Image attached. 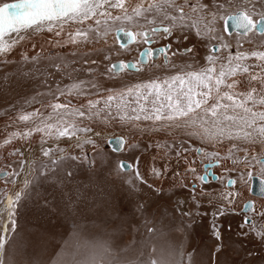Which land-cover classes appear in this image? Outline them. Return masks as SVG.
I'll return each mask as SVG.
<instances>
[{
  "label": "snow or ice",
  "instance_id": "1",
  "mask_svg": "<svg viewBox=\"0 0 264 264\" xmlns=\"http://www.w3.org/2000/svg\"><path fill=\"white\" fill-rule=\"evenodd\" d=\"M225 3L235 9L226 19L221 15ZM218 19L225 20L226 30L234 27L241 35L256 32L264 37V0H225L224 3L220 0H137L134 6H130V0H16L0 5V69H15L10 75L0 71V92L6 90L5 82L20 85L37 74L47 88L46 93L38 92L31 100H24L29 106L40 104V107L27 111L12 105V113H4L11 126L17 127L6 133L0 143L6 157L14 158L6 159V171L0 169L7 181V186L0 190L3 197L0 204L4 205L7 217L0 234V264H185V256L187 264H237L233 253L238 256L239 252L228 243L233 234L231 225L225 229L223 224L210 223L212 244L206 256L192 249L178 253V259L172 254H163L157 260L151 256V250L136 240L135 234L140 233L141 227L149 234L155 231L145 215L149 211L146 205L137 203L132 218H126L123 211L124 199L142 192L143 187L155 193L159 200L167 199L170 203L171 196L166 197L157 182L171 174L172 189L189 190L187 198L175 202L171 208L173 213L185 217L196 215L188 209L187 201L191 199L198 206L199 197H204L215 207L212 215L219 221L238 214L235 204L239 192L210 187L198 189L196 181L205 182L213 168L223 167L228 162L233 168L238 164L258 165L264 175V158H257L249 154L247 147H241V144L264 147V50L232 53L231 44L225 43L224 36L215 27ZM74 25L75 31L65 32L66 26L71 29ZM113 27L123 33L126 43L135 41L145 45L137 61L140 67L136 63L118 62L98 74L96 68L118 53L109 49L101 59L89 58L90 53L96 51L95 47L84 52L82 59L71 62L45 56L47 63L44 64L40 56L26 53L17 61L12 60L14 50L30 38L31 32L47 31L56 37L67 35L66 43L78 48L101 41L106 43ZM126 27L129 30L126 31ZM190 35L207 47L206 65L196 68L187 64L168 78L151 79L119 92L107 89L104 90L106 95H100L102 89L97 75L113 79L117 69L143 72V58L156 55V49L150 47L153 43L167 41L159 49L166 64L170 63V57L181 53L195 57V46L173 49V43L182 44ZM57 45L64 46L60 41L55 42L54 46ZM222 50H227L228 54L218 55ZM72 56L81 54L74 51ZM249 59L259 63L248 64ZM172 67H176L174 63ZM80 72L88 78L73 80V74ZM57 76L61 80L68 77L72 82L62 84L56 80ZM141 121H149L151 126L142 128L138 123ZM112 122L139 131H163L178 138L156 145L163 149V162L160 167L153 163L146 170L155 178L153 182L141 173L140 157L113 165L100 151L93 137L101 138L102 133L96 131L94 125ZM35 134L41 137L36 159H29L21 147L8 151V146L20 141H24L26 147ZM49 140L72 141L69 148L76 152L73 154L59 144L55 148L44 147ZM193 141L212 149L225 141L230 146L223 154L197 148L189 160V145ZM108 143L116 145L112 151L118 152L123 151L125 140L122 136L115 137ZM86 146L91 154L85 151ZM237 151L244 154L242 159L236 157ZM169 155L172 160L167 159ZM197 155L199 162L195 159ZM205 161L207 169L198 174L197 163ZM173 163L182 164L183 172L174 170ZM224 171L231 169L224 168ZM129 172L132 178L121 175ZM189 174L191 180L187 179ZM248 175L251 178L252 173ZM236 183L229 180L228 186ZM260 190L264 195V182ZM21 208L28 209L32 230L17 240V216ZM243 209L251 210L252 204H244ZM158 211L161 216L166 215L165 210ZM242 214L244 218L238 225L242 231L237 235L258 238L264 245V211L257 213L259 224L246 212ZM137 217L144 221L142 225H138ZM69 230L74 241H81L79 244L69 241L63 248L50 244V237L63 238ZM85 236L94 239L83 243ZM125 236L132 239L125 241ZM245 255L251 258L248 264L264 259L251 250L245 251Z\"/></svg>",
  "mask_w": 264,
  "mask_h": 264
},
{
  "label": "rangeland",
  "instance_id": "2",
  "mask_svg": "<svg viewBox=\"0 0 264 264\" xmlns=\"http://www.w3.org/2000/svg\"><path fill=\"white\" fill-rule=\"evenodd\" d=\"M16 0H0V4L10 3ZM132 1V2H131ZM137 0H130V6H134ZM203 2H208V0H203ZM220 2L224 3L225 0H220ZM235 9L229 7L225 3V9L221 10V15L233 12ZM114 14H116L114 12ZM118 26V25H117ZM75 25L69 29L67 26L65 27V32L75 31ZM215 27L219 34L223 35L225 38V43L231 44L230 51L235 53L236 51H244L250 52L254 50H264V37L260 36L256 32H251L247 36L241 35L240 33L231 32L225 33L222 28V19H218L216 21ZM114 29L109 32L106 37V43L101 41L97 45H80L78 48L75 45H69L66 43L68 40V36L62 34L61 37H56L53 33H41L34 32L30 34V38L24 41L21 45H18L12 54V60L15 62L19 59L22 54H28L29 56L37 55L40 56L43 63L46 64L47 61L43 58L45 56H50L52 58L60 57L62 59H67L68 61H72L74 59H82L83 53L87 52L90 48L95 47L96 51L90 53L89 58L101 59L104 53H107L109 49L114 53H118L112 56L110 61H104L97 68L96 71L99 74L103 72L106 67H110V62L114 60H126V59H135V56L138 50L143 46L142 43H136L135 41L129 42L127 46L125 45L123 48L117 44V42L110 41L112 36H116L114 34ZM125 29H128L127 27ZM134 31V30H133ZM60 41L64 46L61 47L59 45L54 46L55 42ZM251 41V43H249ZM167 41H159L156 43H164ZM239 42V43H238ZM137 44L134 50L123 51L121 49H125L128 45ZM241 44L243 47H241ZM33 45L35 47H33ZM192 47L195 46L194 50L197 53L195 57L190 55H184L183 53L178 54L176 57H170V63L166 64L164 58H159L161 54H158L155 58L148 59L145 63V70L143 72H136L134 70L126 69L124 71H117L116 77L113 79H108L107 77H102L97 75V79L99 84L101 85L100 95H106L107 89H111L115 92H119L126 87L134 86L138 83L147 82L151 79H164L168 78L170 75L175 74L178 69L184 68L187 64H192L194 67L198 68L200 66L206 65V60L204 59L209 53L207 47L196 40L194 35L189 36V40L182 43L176 44L173 43V49L177 47ZM79 52L81 54L80 57H73V52ZM135 53V54H134ZM228 54L227 50H222L218 55L226 56ZM135 61V60H134ZM149 62V63H148ZM134 63V62H133ZM137 67H140V64L137 63ZM148 63V64H147ZM175 64V68L172 67V64ZM246 63L255 64L259 63L254 59H249ZM147 64V65H146ZM77 67H82V65H75ZM0 71H7L10 75L15 69H0ZM87 79V75L84 72L74 73V79ZM56 80L62 84H69L72 80H69L68 77H64L63 80L59 76L56 77ZM4 91L0 92V143H2V139L6 133H10L17 126H11V122L8 120L4 113H12V105L17 107H22L24 110L31 111L32 108L40 107V104H33L29 106L24 103L25 99L31 100L36 96L38 92L46 93L47 88L42 83V79L37 74L34 78L30 80H25L22 84L18 85L13 82L11 85L5 82ZM95 98V97H93ZM37 99H41L37 97ZM47 99L51 100V96H48ZM63 99V98H62ZM73 103H76L74 100ZM140 123L142 128H148L151 126V122L149 121H141ZM96 131H100L102 133L101 138L93 137L97 140V144L99 145L100 151L112 162L113 165H118L120 159L126 160L127 162H132L135 157H140V171L145 175L146 179L149 182H153L155 180L154 177L149 175L146 170L154 163L155 166L160 167L162 164V156L163 149L156 147L158 144L171 143L173 139H178L177 137H171L169 134H165L161 132H151V131H139L138 129H130L126 125H121L117 122H112L107 125H94ZM6 130V131H5ZM119 134L123 136L126 140L123 151L114 152L112 149L108 147L106 144V137L109 135ZM40 134H35L31 137V139L27 142V146L25 147V142L20 141L14 143V145L8 146V151H11L12 147H21L22 150H25L26 156L29 159H36L39 156V149L41 147L40 143ZM186 139V138H185ZM56 144H59L60 147L65 148L66 150H71L73 154H75L76 150L74 148L70 149L69 145L72 144V141L60 140L54 141L49 140L47 145L44 147H48L49 145L55 148ZM131 145H135L136 147H130ZM230 146L228 141H225L224 144L218 145L215 149H212L209 145L204 144L199 141H193L192 145H189V160H192V152L195 149L203 147L206 151H220L222 154L227 152L228 147ZM241 147H247L248 152L251 155H256L257 158H264V147L261 145H245L241 144ZM85 151H88L91 154V149L86 146ZM236 157L242 159L243 153L237 151L235 153ZM7 160H13L14 158L5 155V150L0 149V169L7 170L5 167V163ZM168 160H172L171 155L167 157ZM196 161L199 162L200 156L197 155L195 157ZM206 162V161H205ZM230 162L223 165L216 170V173H219V178L216 181H212L209 183H200V181H196L198 184V189L200 188H211L213 190H223L225 192H239V197L236 201L235 207L236 210L240 209V203L247 198H254V209L251 212H248L247 215L252 217L253 220L257 222V224L261 223L260 217L257 215L260 211H264V200L263 196H257L255 194H251L248 190L249 186V175L252 174H261L259 166L245 167L240 164L236 165L234 168ZM172 167L176 171L183 172L182 164L173 163ZM198 174L204 169L202 168V164L197 163ZM224 168H230V172L224 171ZM122 176H128L132 178V173H121ZM227 175H234L237 182L232 187L223 185V178ZM262 175V174H261ZM188 180L192 179L191 174L187 177ZM160 187L164 189L165 195L171 196V202L169 203L167 199L159 200V197L151 190L147 189V187H143V191L132 196L131 198L124 199L123 203L125 207L123 208L124 213L126 214V218H132L133 210L136 207L137 203H144L148 208V212L145 214L148 221H150L149 226H153L155 231L153 233H147L146 228L141 227L140 233L135 234L136 240L139 241L142 245L146 246L147 250H151V256L159 260L163 254H172L175 258H179L177 256L178 253H184L189 250L195 249L197 252L204 253L206 256L208 254V248L212 244V239L210 238V229L209 225L212 222H216L219 224H223L224 228L227 229L229 225H231L232 236L231 240L228 241L229 245L236 249L239 252L237 256L233 253V258L236 260L237 264H248V261L251 259L250 257L245 255V251L251 250L258 257H264V245H261L258 238H244L237 233L241 232L242 229L238 227L241 223V215L239 213L234 216H228L227 218H221L219 221L215 220V217L212 213L215 211V207L213 205H209L204 197H199V205H196V202L188 199L187 207L193 213H197L192 217H185L180 213H173L171 208L175 206V202L177 200H183L189 196V190L185 189H172L170 186L174 183V178L171 174L164 177L163 180L157 182ZM166 186H165V185ZM201 184V185H200ZM200 185V186H199ZM7 186V181L3 175H0V190H3ZM228 187V188H227ZM173 192L175 194H173ZM3 197L0 196V200ZM159 201L158 203H156ZM28 208H32V204L29 203ZM4 205L0 204V234H2L3 225L6 220V211L3 210ZM159 209H163L166 211L165 216H161L159 214ZM18 220V230L19 235L17 236V240L20 239L24 235L26 231H31L32 229L29 227V223L31 220V216L29 214L28 209L21 208L19 210V215L17 216ZM138 225H142L144 223L139 217H137ZM69 229H71V224L68 225ZM63 232V230H60ZM8 235L11 238V225L9 224ZM94 238L85 236L82 238L83 243H90ZM125 241L132 239L130 236L124 237ZM69 241L73 243L79 244L81 241L73 240V233L69 230L67 235L63 238L60 235L55 237H50V244L52 246L59 245L61 248L65 246ZM243 245V247L241 246ZM51 250V248L49 249ZM22 255V253H20ZM135 259V257H132ZM185 264H187V257L185 256ZM252 264H264V259H257L252 262Z\"/></svg>",
  "mask_w": 264,
  "mask_h": 264
},
{
  "label": "water",
  "instance_id": "3",
  "mask_svg": "<svg viewBox=\"0 0 264 264\" xmlns=\"http://www.w3.org/2000/svg\"><path fill=\"white\" fill-rule=\"evenodd\" d=\"M14 2H16V1H12V2H10V3H14ZM0 5H3V4H0ZM233 13H234V12H233ZM233 13H228V14H226V15L224 16V18L226 19L228 15L233 14ZM222 27H223L224 32H226V33H229V32H231V31L240 32L239 29H236V28H234V27H232V28H227V30H226L225 20H224V19L222 20ZM125 30L127 31V30H129V29H125ZM114 34H115V36H116V42H117V44H118L119 46H121V44H124V45H125V44L129 43V42L126 43L127 38H126V37H123V33H118V32L116 31V28L114 29ZM144 49H145V48H142V49L139 51V53H140L142 50H144ZM139 59H140V57H139ZM143 60H144V62H145V61H146V57H144ZM114 63H118V61H116V62H112L111 64H114ZM125 63H132V62H131V61H127V62H125ZM110 66H111V65H110ZM118 70H119V69H117V71H118ZM115 137H121V135H119V134H114V135H109V136L106 137V144L108 145V147H109L110 149H113L114 147H116V145H114V144H109L108 141L112 140V139L115 138ZM123 139H124V138H123ZM121 160H123V159H120L119 162H120ZM124 161H126V160H124ZM119 162H118V164H119ZM207 167H208L207 162L203 163V168H204L205 170L207 169ZM0 175H3V173L0 172ZM209 175H210V177L213 178V179L216 178V174H215L214 172H212V171L210 172ZM262 182H264V179H262V178H260V177H258V176H256V175H252V176H251V180H250V187H249L250 192L253 193V194H255V195H258V196H264V195L261 194V190H260V185H261Z\"/></svg>",
  "mask_w": 264,
  "mask_h": 264
},
{
  "label": "flooded vegetation",
  "instance_id": "4",
  "mask_svg": "<svg viewBox=\"0 0 264 264\" xmlns=\"http://www.w3.org/2000/svg\"><path fill=\"white\" fill-rule=\"evenodd\" d=\"M234 12V11H233ZM233 12H229V13H233ZM226 14H228V13H226ZM226 14H224V16L226 15ZM223 20V19H222ZM223 28V27H222ZM224 31V30H223ZM231 32H235V31H231ZM231 32H229V33H231ZM226 33V32H225ZM236 33H240V32H236ZM164 43H167V42H164ZM133 45H137V44H133ZM163 45V43H153L152 45H150V47H152V48H154V49H156V55L155 56H150V58L152 59V58H155V57H157V55L158 54H161V56L159 57V58H164V54L163 53H161V52H159V49H160V47ZM129 46H132V45H128V47ZM137 48H138V45L136 46ZM184 47V46H183ZM127 48V47H126ZM142 48H145V45L143 44V46H141V48L138 50V52H137V54L135 55V61H138V60H140L139 59V51L142 49ZM182 48V47H181ZM121 50H124V49H121ZM148 59V56L146 57V60ZM133 59H126V60H124V61H122V60H114V61H111L110 62V65H111V63L112 62H116V61H118V62H127V61H131L132 63L134 62L135 63V61H134ZM149 60V59H148ZM146 62V61H145ZM149 62H150V60H149ZM148 62V63H149ZM147 63V64H148ZM139 64V63H138ZM146 64V65H147ZM123 137V136H122ZM260 158V157H259ZM261 158H263V157H261ZM205 163V162H204ZM230 167H232V166H230ZM202 168H203V164H202ZM253 168V167H252ZM204 169V168H203ZM253 170H254V168H253ZM204 171H205V169L203 170V171H201L200 172V174H203L204 173ZM212 172H213V169H212ZM215 173V172H214ZM216 174V179L215 180H213V178H211L210 177V175H207L206 176V179H205V182H200L201 184L202 183H209V182H212V181H216L218 178H219V173H215ZM252 175H256V176H258V177H260V178H262V179H264V175H261V174H259V173H257V174H252ZM236 178L234 177V175H227V176H225L224 178H223V185L224 186H228V181L229 180H235ZM250 180H251V178H249V186H248V190H249V187H250ZM200 184V185H201ZM199 185V186H200ZM196 187L198 188V184H196ZM229 187V186H228ZM227 187V188H228ZM232 187V186H231ZM249 192H250V190H249ZM251 193V192H250ZM251 194H253V193H251ZM258 196V195H257ZM246 203H251L252 204V209L251 210H245V209H243V205L244 204H246ZM253 209H254V204H253V201H252V199L251 198H247V199H245L243 202H242V204H241V208L240 209H237L236 211H237V213L239 214V213H243V212H246V213H248V212H251V211H253ZM248 216V215H247ZM249 218H251L252 219V217H250V216H248ZM244 217H243V214L241 215V221H242V219H243Z\"/></svg>",
  "mask_w": 264,
  "mask_h": 264
},
{
  "label": "bare ground",
  "instance_id": "5",
  "mask_svg": "<svg viewBox=\"0 0 264 264\" xmlns=\"http://www.w3.org/2000/svg\"><path fill=\"white\" fill-rule=\"evenodd\" d=\"M134 1V0H133ZM132 2V1H131ZM47 31H41V33H46ZM32 33H34V32H32ZM48 33V32H47ZM110 41H112V42H116V40H115V37L114 36H112V38H111V40ZM133 42V41H132ZM131 43V42H130ZM128 44V43H127ZM127 44H125L126 46H127ZM124 45V46H125ZM136 46L137 45H132V46H129V47H127V48H125L123 51L125 52V51H130V50H134L135 48H136ZM135 54V53H134ZM135 56V55H134ZM0 127H6V126H0ZM4 129V128H3ZM6 131V130H5ZM163 132V131H162ZM163 133H165V134H167L166 132H163ZM124 138V137H123ZM124 140H125V138H124ZM125 143H126V140H125ZM125 145V144H124ZM201 148V147H200ZM218 168H213V172H215L216 173V170H217ZM212 171V170H211ZM146 178V177H145ZM217 178V177H216ZM215 178V179H216ZM215 179H213V180H215ZM165 185V184H164ZM166 186V185H165ZM252 199V201H253V204L255 203L254 201V198H251ZM263 200H264V196H263V198H262ZM243 202V201H242ZM242 202L240 203V204H242ZM241 206V205H240ZM255 206V205H254ZM241 208V207H240Z\"/></svg>",
  "mask_w": 264,
  "mask_h": 264
}]
</instances>
